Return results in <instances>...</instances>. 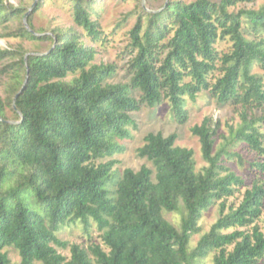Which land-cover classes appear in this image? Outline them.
<instances>
[{"label":"trees","instance_id":"trees-1","mask_svg":"<svg viewBox=\"0 0 264 264\" xmlns=\"http://www.w3.org/2000/svg\"><path fill=\"white\" fill-rule=\"evenodd\" d=\"M69 1L75 28L37 35L28 23L30 30L13 33L49 42L45 52L0 49V61H13L0 70L9 79L0 98V264H11L5 248L17 251L19 264H198L210 253L213 264H258L264 258L257 225L264 202L258 178L264 177V4L231 13L254 0L168 2L147 13L145 25L139 18L130 33V82L110 84L115 66L91 64L96 51L82 42H101L93 2ZM24 14L0 0V24ZM219 43L228 49L218 50ZM203 91L218 105L243 110L229 145L243 144L258 157L246 162L256 179L236 208L225 213L224 201L245 182L223 157L243 159L226 145L214 153L218 126L211 119L191 129L207 164L199 173L193 151L175 146L176 134L144 137L137 153L154 171L142 166L117 176L116 161L97 163L123 151L118 142L131 139L137 129L131 114L142 106L167 102L172 119L184 124L187 100ZM250 110L263 114L249 117ZM218 201V220L190 250L204 212ZM164 211L184 212L179 230ZM90 220L105 250L57 238L66 223L80 221L87 229ZM57 248H68L69 258Z\"/></svg>","mask_w":264,"mask_h":264},{"label":"rangeland","instance_id":"rangeland-1","mask_svg":"<svg viewBox=\"0 0 264 264\" xmlns=\"http://www.w3.org/2000/svg\"><path fill=\"white\" fill-rule=\"evenodd\" d=\"M93 2L94 13L91 20L98 22L102 31L101 42L94 44L89 39L83 37L82 42L86 47L93 48L96 51L93 65H113L116 68L115 75L107 82L110 84H128L130 82V73L128 72V64L135 55V51L130 45V33L140 18L141 24H146V14L160 11L168 2L179 1L185 4L195 2L197 0H89ZM215 3L221 0H211ZM5 4L15 8H23L24 16L19 19H12L7 23L0 24V49L1 50H17L28 53H43L47 50L50 43L32 41L20 36H13L17 30L27 28L30 30L28 23L33 30L40 33L51 34L54 30H67L74 27L71 4L69 0H4ZM264 4V0H254L252 3L239 4L230 8L228 11L237 13L240 10H259ZM38 6V10L35 8ZM28 14L27 18L25 16ZM75 28V27H74ZM143 33V31H142ZM12 34V35H11ZM229 45L227 43H219L218 50L226 51ZM12 60L0 61V70L5 66L12 64ZM253 73L262 75V72L255 67ZM71 77L68 78V80ZM9 79L7 76L0 74V98L5 99L6 88ZM133 96L138 99L139 95L134 93ZM185 109L187 110L188 119L184 124H178L172 119L167 102H163L156 109H149L142 106L138 112L131 114L136 123L137 129H131V139L127 141H119L123 146V151L114 154L112 157H106L99 162L116 161L112 168L117 176H120L125 169H131L135 172L139 171L142 166H146L154 171L153 165L144 158L138 156V149L144 144V137L150 133H160L163 137L172 134L177 135L175 142L176 147L185 148L193 151V161L195 172L199 173L207 166L201 155V147L197 137L191 134V129L200 125L205 119H211L213 125H217V135L214 143V153H216L224 145L230 152L238 153L243 159L241 163L236 157L226 159L225 166L237 176L243 178L245 185L240 187L238 191L227 198L225 203V213L228 208H236L243 197L246 189H250L253 181L256 179L254 173L248 169L247 161L254 160L258 157L250 152L243 144H230L231 132H236L240 127L243 110L239 106L231 104L218 105L216 101L203 91L198 94L196 100L191 102L187 100ZM262 110H250L248 116H262ZM7 116L12 117L10 111ZM264 133V125L261 127ZM264 181V177H258ZM112 190V188H111ZM219 204L216 202L211 208L204 212L199 222L200 232L193 235L190 239L189 249L193 250L200 238L206 234L211 226L219 218ZM163 217L176 229H180L184 212L168 213L163 212ZM90 225L86 229L80 222H68L56 234L57 238L68 245L76 244L83 249L88 250L93 245H98L105 250L101 240L102 232L90 220ZM257 225L264 231V202L262 213L257 221ZM228 230L226 233H230ZM11 262V264H19L20 258L13 248H5L3 250ZM57 252L66 258H69V250L57 248ZM213 255L210 253L205 259L199 261L198 264H213ZM92 258V256L90 255ZM40 264V263H35ZM258 264H264V258Z\"/></svg>","mask_w":264,"mask_h":264},{"label":"water","instance_id":"water-1","mask_svg":"<svg viewBox=\"0 0 264 264\" xmlns=\"http://www.w3.org/2000/svg\"><path fill=\"white\" fill-rule=\"evenodd\" d=\"M28 14L25 16V18H27Z\"/></svg>","mask_w":264,"mask_h":264}]
</instances>
